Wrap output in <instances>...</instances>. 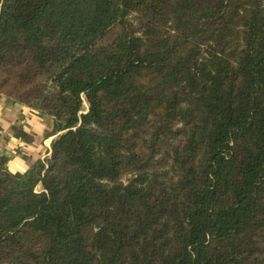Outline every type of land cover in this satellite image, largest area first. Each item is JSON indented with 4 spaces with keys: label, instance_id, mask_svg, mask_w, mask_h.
Masks as SVG:
<instances>
[{
    "label": "trees",
    "instance_id": "1",
    "mask_svg": "<svg viewBox=\"0 0 264 264\" xmlns=\"http://www.w3.org/2000/svg\"><path fill=\"white\" fill-rule=\"evenodd\" d=\"M2 72L0 264H264V0H0Z\"/></svg>",
    "mask_w": 264,
    "mask_h": 264
},
{
    "label": "crops",
    "instance_id": "2",
    "mask_svg": "<svg viewBox=\"0 0 264 264\" xmlns=\"http://www.w3.org/2000/svg\"><path fill=\"white\" fill-rule=\"evenodd\" d=\"M54 133L53 117L0 93V156L7 167L24 173L33 163L50 157Z\"/></svg>",
    "mask_w": 264,
    "mask_h": 264
},
{
    "label": "rangeland",
    "instance_id": "3",
    "mask_svg": "<svg viewBox=\"0 0 264 264\" xmlns=\"http://www.w3.org/2000/svg\"><path fill=\"white\" fill-rule=\"evenodd\" d=\"M120 31V29L119 28H117V30H114V31H112L111 32V34H110V36H109V38H107L106 40H105V42L106 41H109L110 39H112V38H114L117 34H118V32ZM8 74H7V72H2V73H0V85H1V80L3 81V78H5L6 76H7ZM0 89H1V86H0ZM3 92H1L3 95H5V96H7V94H6V92H4V91H6L5 89H1ZM8 97V96H7Z\"/></svg>",
    "mask_w": 264,
    "mask_h": 264
}]
</instances>
